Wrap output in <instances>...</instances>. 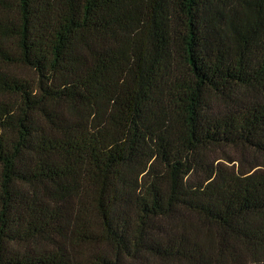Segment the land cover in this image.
I'll return each instance as SVG.
<instances>
[{
    "label": "trees",
    "instance_id": "obj_1",
    "mask_svg": "<svg viewBox=\"0 0 264 264\" xmlns=\"http://www.w3.org/2000/svg\"><path fill=\"white\" fill-rule=\"evenodd\" d=\"M0 264H264V0H0Z\"/></svg>",
    "mask_w": 264,
    "mask_h": 264
}]
</instances>
